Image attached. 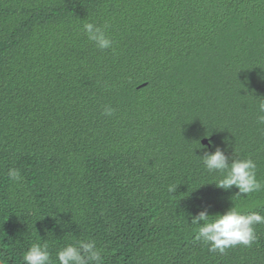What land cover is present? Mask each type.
<instances>
[{
  "label": "trees",
  "instance_id": "16d2710c",
  "mask_svg": "<svg viewBox=\"0 0 264 264\" xmlns=\"http://www.w3.org/2000/svg\"><path fill=\"white\" fill-rule=\"evenodd\" d=\"M260 99L264 0H0V261L93 239L104 264H264V224L219 253L191 223L264 215ZM210 144L252 158L261 189L217 188Z\"/></svg>",
  "mask_w": 264,
  "mask_h": 264
},
{
  "label": "clouds",
  "instance_id": "9594fccd",
  "mask_svg": "<svg viewBox=\"0 0 264 264\" xmlns=\"http://www.w3.org/2000/svg\"><path fill=\"white\" fill-rule=\"evenodd\" d=\"M83 31L99 50L111 49L112 40L95 23H84ZM258 112V122L264 124V99L259 100ZM113 113L111 107L104 108V115L110 117ZM197 157L209 173L220 174V178L213 182L219 189L228 191L235 187L239 195H247L262 187L256 175L257 164L250 157L231 159L225 149L211 144L203 149V155ZM7 175L14 182L22 180L19 169L10 168ZM191 223L198 226L196 240L207 245L210 252L224 253L238 245L250 247L256 239L255 225L264 224V215L255 211L243 214L238 206L215 215L203 209L191 215ZM22 261L23 264H104V250L93 239H78L59 248L54 262L49 244L34 242L23 252Z\"/></svg>",
  "mask_w": 264,
  "mask_h": 264
},
{
  "label": "water",
  "instance_id": "95a60500",
  "mask_svg": "<svg viewBox=\"0 0 264 264\" xmlns=\"http://www.w3.org/2000/svg\"><path fill=\"white\" fill-rule=\"evenodd\" d=\"M203 145H208V141L206 139L202 140L201 142ZM0 264H3L1 261H0Z\"/></svg>",
  "mask_w": 264,
  "mask_h": 264
}]
</instances>
